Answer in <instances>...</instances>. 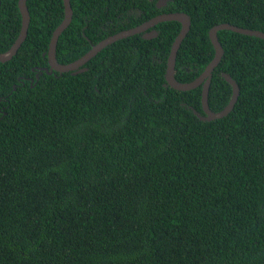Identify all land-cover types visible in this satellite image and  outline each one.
<instances>
[{
    "label": "trees",
    "instance_id": "obj_1",
    "mask_svg": "<svg viewBox=\"0 0 264 264\" xmlns=\"http://www.w3.org/2000/svg\"><path fill=\"white\" fill-rule=\"evenodd\" d=\"M0 53L21 29L18 0H0ZM71 0L57 60L71 63L108 36L162 13L191 29L175 76L196 79L223 23L264 32V0ZM28 36L0 62V264H264V40L218 32L224 55L202 88L165 86L181 25L103 49L87 71L39 74L64 18L62 0H28Z\"/></svg>",
    "mask_w": 264,
    "mask_h": 264
},
{
    "label": "water",
    "instance_id": "obj_2",
    "mask_svg": "<svg viewBox=\"0 0 264 264\" xmlns=\"http://www.w3.org/2000/svg\"><path fill=\"white\" fill-rule=\"evenodd\" d=\"M27 1L28 0H18V9L22 18L21 29L18 34V37L16 38L12 46L6 52L0 53L1 63L10 61L17 54L18 50L20 49V47L28 36L31 16L27 6ZM62 1L64 6V18L52 33L47 52L48 67L40 69V75L43 72H46L47 74H52L53 72H58L60 74L71 72L73 75L83 73L88 70L85 65L94 57H96L103 49L110 46L111 44L135 35H142L143 39L152 40L158 36V32L154 29L158 24L165 22H178L180 23L181 28L172 43L171 50L167 59L165 70V86L171 87L172 89L181 92H188L201 87V104L204 115H201L197 111L193 110V113L201 121L210 122L226 117L234 109V106L240 95V88L236 81L232 79L229 75L223 74V77L231 85L232 88V94L229 103L224 107V109L219 112H213L209 107V90L213 71L220 64L224 55V49L218 39V32L231 31L244 36L255 37L264 40V32L259 30L243 28L232 25L230 23L218 24L212 27L209 30V39L214 49L213 59L209 62L204 71L196 79L191 82L182 83L179 82L175 76L176 59L181 44L187 37L191 29V18L188 14L182 12L162 13L136 27L125 29L114 35L108 36L107 38L93 45L89 51H87L77 60L68 64H61L57 60L58 41L63 32L69 27L73 19V9L71 5V0ZM167 3L168 0H158L156 6L158 9H161L165 7Z\"/></svg>",
    "mask_w": 264,
    "mask_h": 264
}]
</instances>
